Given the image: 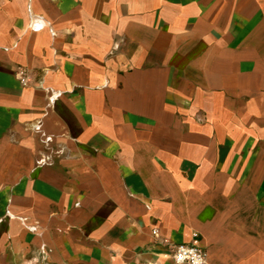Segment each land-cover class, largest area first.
Segmentation results:
<instances>
[{"label": "crops", "instance_id": "0c3cea01", "mask_svg": "<svg viewBox=\"0 0 264 264\" xmlns=\"http://www.w3.org/2000/svg\"><path fill=\"white\" fill-rule=\"evenodd\" d=\"M264 264V0H0V264Z\"/></svg>", "mask_w": 264, "mask_h": 264}, {"label": "built area", "instance_id": "2783aa9c", "mask_svg": "<svg viewBox=\"0 0 264 264\" xmlns=\"http://www.w3.org/2000/svg\"><path fill=\"white\" fill-rule=\"evenodd\" d=\"M175 264H205L206 253L202 247L194 243H180L170 249Z\"/></svg>", "mask_w": 264, "mask_h": 264}]
</instances>
